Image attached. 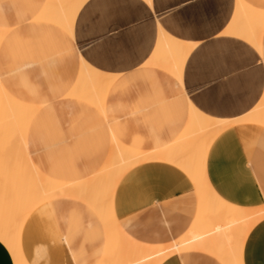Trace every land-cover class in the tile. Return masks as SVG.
<instances>
[{
    "label": "crops",
    "instance_id": "0c3cea01",
    "mask_svg": "<svg viewBox=\"0 0 264 264\" xmlns=\"http://www.w3.org/2000/svg\"><path fill=\"white\" fill-rule=\"evenodd\" d=\"M46 1L0 0V28L8 30L0 45V79L11 93L7 80L1 77V66L6 65L1 60L6 61L5 49L12 40L21 47L22 39L10 29L8 2L14 7L18 31L29 27L28 36L36 38L41 53L50 54L53 69L60 61L67 74H74L73 88L80 74V53L95 68L121 75L106 99L105 113L77 98L75 103L49 105L53 112L65 111L73 104L83 113L100 114L88 120L94 130L92 138L67 139L64 144L50 145L48 151L29 140L33 163L54 180L78 182L93 176L108 159L112 133L124 145L137 150L156 151L170 146L188 122V99L210 116L237 118L247 114L264 92L263 37L261 53L246 41L224 33L233 20L238 0H86L76 17L74 41L60 28L36 19ZM245 1L264 10V0ZM158 24L170 36L196 44L185 64L184 89L164 72L144 68L156 47ZM59 34L69 39L67 59L56 56L61 43ZM28 66L20 65L17 71L25 76ZM74 67L77 71H70ZM35 95L40 96L37 92ZM111 95L116 96V112L109 116ZM28 97L32 98L28 94L18 98L31 104ZM238 125L225 130L211 144L206 165L208 182L230 204L262 208L264 126L253 122ZM102 147L108 149L106 156ZM198 211L192 182L180 169L164 162L151 161L130 170L115 191L114 213L120 227L146 245L177 242L189 232ZM105 245L102 222L92 209L75 199H58L40 206L29 215L22 232L28 264H99ZM242 262L264 264V218L249 232ZM0 264H14L1 242ZM162 264L224 263L206 252L189 250Z\"/></svg>",
    "mask_w": 264,
    "mask_h": 264
},
{
    "label": "bare ground",
    "instance_id": "6f19581e",
    "mask_svg": "<svg viewBox=\"0 0 264 264\" xmlns=\"http://www.w3.org/2000/svg\"><path fill=\"white\" fill-rule=\"evenodd\" d=\"M85 1L47 0L36 19L62 29L74 41L76 17ZM263 32L264 10L238 0L233 20L224 33L245 40L262 53ZM6 33L0 29V45ZM194 47L160 28L151 65L168 71L184 89L185 64ZM80 58L79 79L70 95L105 113L106 98L116 75L95 68L81 53ZM187 101L188 122L170 146L156 151L137 150L124 145L112 133V148L103 166L86 180L65 182L43 174L30 157L28 129L39 108L14 97L0 79V242L10 252L14 264H28L22 249V232L29 215L44 204L66 198L87 205L102 222L106 245L99 264H162L169 257L189 250L206 252L224 264H243L245 240L254 225L264 218V207L246 209L219 197L208 182L207 155L213 141L228 128L245 122L264 126V92L247 114L237 118L210 116ZM151 161L180 169L192 182L198 197L199 211L189 232L165 246L132 239L120 227L114 213V196L120 180L130 170Z\"/></svg>",
    "mask_w": 264,
    "mask_h": 264
},
{
    "label": "rangeland",
    "instance_id": "374dc122",
    "mask_svg": "<svg viewBox=\"0 0 264 264\" xmlns=\"http://www.w3.org/2000/svg\"><path fill=\"white\" fill-rule=\"evenodd\" d=\"M6 10L10 20V29L13 30V34L17 33L18 35H20V38L22 39V45L20 47L19 44L16 45L12 40L11 46L9 45V47L5 49L7 54L6 61L2 57L3 59L1 60V62L3 64L6 63V65L1 66V71L4 73L1 77L7 80V83L14 97L18 98L28 94L32 97H28L31 104L39 108L34 115V118L32 119L28 129V142L30 139L35 140L40 143L42 151H48L50 145H53L55 143L64 144L67 139L74 140L78 137L81 138V136H84L82 138H92L94 130H92V128L88 125V120L90 119V117H99V112L101 111L92 105V107L99 112L93 110L94 113L86 114L83 113V111L78 106H73V104L65 111L57 109V111L53 112L50 110L49 105L52 102H76L77 97L70 95L77 85L76 83L75 87L73 88L74 74H67L64 68L65 66L60 63L57 65V68L53 69L54 66L51 65L50 57H48L50 54H48L47 52L41 53V47L38 46L36 38L33 36H28L27 32L29 27L22 28V30L18 31L14 7L9 2L6 5ZM160 28H162V26L158 24V31L160 30ZM6 31L8 33V30ZM262 36L264 39V32ZM59 37L61 39V43L60 45H58L56 56H65V58L67 59L66 48L69 44V39L66 38V36L63 34H59ZM194 45L196 47V44ZM154 51L148 62L144 65V68H150L153 70L164 72L166 75L177 81V79L168 71L164 70L163 68L151 65ZM45 57H47L48 59L46 58L47 60H44ZM24 64H29L27 75L25 76L20 75L17 71V68L20 65ZM76 69L77 68L74 67V69H71L70 71L75 72L77 71ZM120 77L121 75H116L115 82H117ZM177 82L179 83V81ZM112 86L109 88V92ZM35 92H37V94H39L40 96L36 97ZM112 95L108 99L107 113L109 116L116 112V99L114 98L116 96ZM82 102L86 103L84 100H82ZM86 104L91 106V104L89 103ZM54 147L55 146H53V148ZM107 151L108 149L105 150V156L107 155Z\"/></svg>",
    "mask_w": 264,
    "mask_h": 264
}]
</instances>
